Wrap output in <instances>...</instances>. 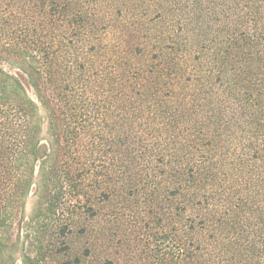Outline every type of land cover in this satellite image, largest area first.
Instances as JSON below:
<instances>
[{"label": "trees", "instance_id": "1", "mask_svg": "<svg viewBox=\"0 0 264 264\" xmlns=\"http://www.w3.org/2000/svg\"><path fill=\"white\" fill-rule=\"evenodd\" d=\"M103 204L264 264V0H0V264H86Z\"/></svg>", "mask_w": 264, "mask_h": 264}, {"label": "rangeland", "instance_id": "2", "mask_svg": "<svg viewBox=\"0 0 264 264\" xmlns=\"http://www.w3.org/2000/svg\"><path fill=\"white\" fill-rule=\"evenodd\" d=\"M5 69L14 72L13 65L5 63ZM25 86L32 96L31 88L24 80ZM31 201L27 204V211L30 210ZM103 213L113 214L110 223L101 222V226L106 227L104 235L90 237L88 244L94 245L92 253L87 259L86 264H104L108 261L110 264H155L152 258V227H146V224L134 215L131 209L124 214L121 211L122 205L119 204L113 209L103 204ZM104 220V218H103ZM149 223V222H148ZM150 225V223H149ZM110 230V231H109ZM106 232V236H105ZM112 234L110 244H105L108 233ZM113 244V245H112Z\"/></svg>", "mask_w": 264, "mask_h": 264}]
</instances>
